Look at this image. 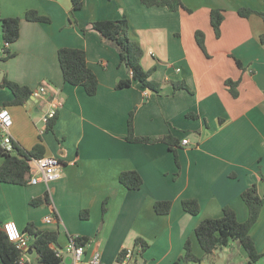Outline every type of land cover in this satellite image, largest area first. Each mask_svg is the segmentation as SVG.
<instances>
[{"label":"crops","instance_id":"crops-1","mask_svg":"<svg viewBox=\"0 0 264 264\" xmlns=\"http://www.w3.org/2000/svg\"><path fill=\"white\" fill-rule=\"evenodd\" d=\"M191 12L146 7L140 0H83L71 12L70 0H0V19L20 18L19 38L9 45L14 56L0 60L2 80L28 88L44 86L46 94L23 105H11L13 95L0 88V108L12 118L10 136L22 150L40 144L44 156L60 163V178L46 186L0 182V225L27 223L57 231L55 248L64 249L75 238H86L80 264L95 253L100 264H118L123 251H131L127 264H264L250 263L235 242L205 256L195 228L205 219H217L229 207L239 222L248 211L241 193L257 185L264 195V21L256 14L240 17V9L264 12V0H182ZM221 10L224 20L218 37L210 25V11ZM36 11L49 23L29 22ZM125 16L128 37L142 50L140 65L153 71L150 79L160 92L139 83L117 89L131 75L112 46L88 28L93 21ZM83 28H87L82 32ZM204 34L205 54L194 39ZM0 23V57L2 56ZM60 48L82 49L98 80L97 92L88 96L82 87L63 81L57 59ZM235 60L241 63L236 65ZM1 80V81H2ZM0 81V82H1ZM227 81L236 82L235 97ZM184 82L189 91L175 90ZM56 111L51 130L43 117L51 105ZM133 112L136 137L171 135L179 142L173 151L162 142H128L127 119ZM188 114L195 115L194 118ZM188 144L183 146L181 141ZM4 158L0 156V165ZM135 171L142 179L138 190L123 187L118 177ZM49 194L51 206L33 207L30 201ZM196 200L199 213L182 209L183 200ZM170 201L167 215H157L154 203ZM104 204V205H103ZM105 208L103 213L102 208ZM88 215L82 219L81 214ZM56 216L51 223L45 219ZM258 254L264 253V205L250 231ZM141 239L145 251L135 245ZM198 261H182L184 245ZM26 260L36 263L32 253Z\"/></svg>","mask_w":264,"mask_h":264},{"label":"trees","instance_id":"trees-1","mask_svg":"<svg viewBox=\"0 0 264 264\" xmlns=\"http://www.w3.org/2000/svg\"><path fill=\"white\" fill-rule=\"evenodd\" d=\"M146 7H165L171 12L191 11L187 9L182 0H140ZM71 12L75 13L82 9L83 0H70ZM251 14L258 15L264 21V12H253L248 9H240L238 15L247 18ZM24 19L29 22L49 23L50 19L39 15L36 11H27ZM224 20V15L221 10L210 11V25L216 37L220 34V26ZM1 33H2V56L1 61H6L14 56L9 51V45L16 42L19 38L20 18L10 17L1 18ZM88 28L97 32L102 41L116 49L119 56L120 65H124L131 77L127 80H121L117 85V89L130 87L132 82L139 83L143 89L153 93H159L161 85L150 79L153 71H144L140 65L142 58L141 48L131 41L128 37L130 24L128 19L123 16L117 20H101L93 21L88 24ZM87 28H83L85 32ZM199 49L205 54L204 34L201 31H196L194 34ZM261 43H264V36L260 37ZM57 59L62 73L63 81L72 86H80L88 96H94L98 88V80L96 75L88 67L86 62V53L82 49L75 48H60L57 52ZM236 65L241 67V63L235 60ZM175 90L184 89L189 91V88L184 82L173 83ZM231 96L235 97L236 82L227 81ZM7 88L13 95L11 105H23L30 100L31 91L18 84L3 79L0 82V88ZM188 117L194 118L195 115L188 114ZM54 119H50L46 124V130L52 129ZM128 142L138 143H156L162 142L168 145L173 151L175 162L178 164L176 149L179 148V142L171 135L160 137H136L133 130V112L129 113L127 119V136ZM14 150L7 152L0 148V156L4 158L0 165V182L25 186L31 177V162L33 159L44 156L43 148L40 144L34 146L31 150L26 151L20 149L15 143ZM261 181L264 183V174H261ZM119 183L128 190H138L142 185V179L135 171L122 172L118 177ZM240 198L247 208L248 216L244 222H239L236 218V213L229 207L222 209V216L217 219H205L201 221L195 228V237L204 252L205 256H215V251L219 248L227 246L230 242H235L246 252L248 261L255 263L264 258L263 254H258L255 250L254 243L250 236V231L259 219L262 207L264 205V195L260 196L257 191V185L252 184L246 188L240 195ZM30 205L38 207L41 205L51 206L49 194L46 192L43 196L30 201ZM104 205V204H103ZM170 201H157L154 203V211L157 215H167L171 209ZM182 209L196 216L199 213V205L196 200L188 199L182 201ZM103 213L105 208H102ZM87 213L81 214L82 219L87 217ZM56 219V216H55ZM0 225V264H33L32 262H23L24 252L17 249L14 244L8 241L5 233ZM24 234L31 237L29 250L36 257L35 264H61L60 259L56 258L54 248L57 246L58 232L40 230L35 227L32 222L27 223L22 231ZM86 238H75L73 242L76 246H84ZM135 245L139 246L142 251L148 247L146 242L141 239L135 240ZM26 252V253H27ZM125 251L121 252L118 262L122 259ZM28 255V254H27ZM182 261H198L190 251V242L187 241L184 245V255L180 258Z\"/></svg>","mask_w":264,"mask_h":264},{"label":"built area","instance_id":"built-area-1","mask_svg":"<svg viewBox=\"0 0 264 264\" xmlns=\"http://www.w3.org/2000/svg\"><path fill=\"white\" fill-rule=\"evenodd\" d=\"M46 89L44 86H40L37 90L32 92L33 98H40L45 95ZM61 105V102H56L51 105V107L45 113L43 120L47 124L50 119L56 116V111ZM12 126V118L5 108H0V148L7 152H12L14 150V141L10 136V128ZM188 144L186 139L181 141V145L185 146ZM60 161L54 156H42L40 158L33 159L31 162V177L28 181L29 185H36L38 183H43L46 186L57 181L60 178ZM54 217H48L45 219L46 223H51L54 221ZM2 230L5 233L8 241L16 246L17 249L24 252L23 262H30L26 260L27 250L29 249V244L31 242V237L24 234L19 230L16 223L13 221H8L2 224ZM54 253L56 258L60 259L61 264H65L64 260L70 258V264H80L84 253V246H76L73 241H71L68 246L64 249L54 248ZM131 259V251H125L122 259L118 264H127ZM86 264H100V255L95 253L90 261Z\"/></svg>","mask_w":264,"mask_h":264},{"label":"water","instance_id":"water-1","mask_svg":"<svg viewBox=\"0 0 264 264\" xmlns=\"http://www.w3.org/2000/svg\"><path fill=\"white\" fill-rule=\"evenodd\" d=\"M2 76H3V74H2V72L0 71V81L2 80ZM219 252H220L219 249H217V250L215 251L216 254L219 253ZM27 254H28V255H31V254H32V250H29V251L27 252ZM64 262H65V264H70V263H71V260H70V258H66V259L64 260Z\"/></svg>","mask_w":264,"mask_h":264}]
</instances>
